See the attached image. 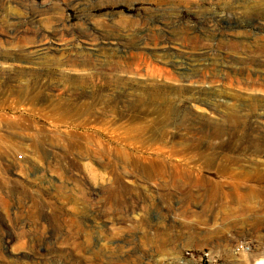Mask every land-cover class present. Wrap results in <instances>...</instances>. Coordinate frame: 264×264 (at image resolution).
<instances>
[{
	"label": "rangeland",
	"instance_id": "1",
	"mask_svg": "<svg viewBox=\"0 0 264 264\" xmlns=\"http://www.w3.org/2000/svg\"><path fill=\"white\" fill-rule=\"evenodd\" d=\"M38 48L145 63L81 72ZM83 74L158 86L167 134L135 131L151 116L124 94L119 132L51 128ZM231 111L245 130L209 137ZM0 264H264V0H0Z\"/></svg>",
	"mask_w": 264,
	"mask_h": 264
},
{
	"label": "bare ground",
	"instance_id": "2",
	"mask_svg": "<svg viewBox=\"0 0 264 264\" xmlns=\"http://www.w3.org/2000/svg\"><path fill=\"white\" fill-rule=\"evenodd\" d=\"M96 49L97 48H95L94 50ZM66 50L67 49L63 50L60 48L53 49V54H49L48 49L38 48L35 49L33 53L35 55L42 56L39 59H43V63H46L47 65L57 66L60 68L82 67L84 69H82L81 72H84L85 68L96 67L98 65L100 67L105 68V70H110L111 72L133 71L136 73L139 71L137 70V68L140 67H138L136 61H139L140 63H145V59L140 56L126 57L121 55L122 57H118L119 60L117 61L111 57H108L107 61H99L96 58L97 56L93 53L87 55L86 53H82V50H79L78 52H75L73 55H71L67 53ZM135 66L137 68H135ZM148 73V71L145 72V76H149ZM89 79H92V76H90V74H83L82 76L80 75L76 79V81H66V85L63 89V92L68 93V95L70 93L73 95H71V99H61V96H57L56 99L58 100L53 107V112L55 116H57L56 120L58 119V122H56V124H59L60 122L62 123L63 121L67 122L63 125L61 124V126H58L57 124L56 126L51 128L56 130L59 127H63L64 129L69 130L68 132H119L123 130V127L116 126L115 123V121L117 120V105L120 102L116 95L124 94L125 98H129L128 108L133 110L136 109L137 111H139V113L132 116V118H135L136 120H141L149 118V116H151L150 119L146 120L147 123H145V125H142L143 122L139 121L140 125L134 128L135 131L144 133H157V135L167 134L166 130L171 123V115L175 111V108L174 105L171 104L170 100L167 99L165 95L160 94L161 92L158 86L151 84L143 89H140L139 91H129L128 93H123L121 90L124 85L118 83V81L107 82L105 80L102 84H94ZM118 86L120 87L119 91H115L117 90ZM106 91L109 93H105ZM112 93L114 95H112ZM24 96H26L27 100L29 98L32 99L34 97L30 94H27V92L25 91ZM149 106L152 108L148 109ZM144 115L145 117H143ZM238 116H240L239 112H229V114L225 118V122L215 127L214 132L210 134L209 137L221 138L222 136L228 134V132L245 130V123L239 122L240 120L238 119ZM39 131L44 132L45 129L43 127L40 129L38 128V132Z\"/></svg>",
	"mask_w": 264,
	"mask_h": 264
},
{
	"label": "built area",
	"instance_id": "3",
	"mask_svg": "<svg viewBox=\"0 0 264 264\" xmlns=\"http://www.w3.org/2000/svg\"><path fill=\"white\" fill-rule=\"evenodd\" d=\"M238 249L240 251H243V250L247 251L248 247L245 246V244L242 243V244L238 245ZM187 255H189L193 259H197L198 261H206L207 263H209L211 258H212L211 254L209 252H201V253H199L197 255H193V254H188L187 253Z\"/></svg>",
	"mask_w": 264,
	"mask_h": 264
}]
</instances>
